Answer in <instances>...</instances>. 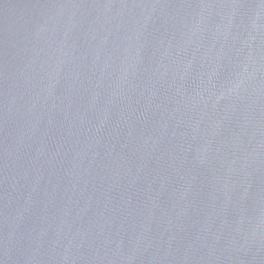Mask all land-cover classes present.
<instances>
[{
  "label": "water",
  "instance_id": "1",
  "mask_svg": "<svg viewBox=\"0 0 264 264\" xmlns=\"http://www.w3.org/2000/svg\"><path fill=\"white\" fill-rule=\"evenodd\" d=\"M0 264H264V0H0Z\"/></svg>",
  "mask_w": 264,
  "mask_h": 264
}]
</instances>
